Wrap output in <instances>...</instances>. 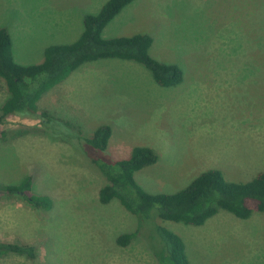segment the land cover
Masks as SVG:
<instances>
[{"label": "rangeland", "instance_id": "374dc122", "mask_svg": "<svg viewBox=\"0 0 264 264\" xmlns=\"http://www.w3.org/2000/svg\"><path fill=\"white\" fill-rule=\"evenodd\" d=\"M108 1L0 0V27L12 37L15 61L34 65L46 46L71 44L78 34L77 28L64 30L60 9L86 6L98 13ZM263 27L264 0L128 5L106 37L149 34L151 55L180 66L184 81L163 87L139 63L99 60L41 98L39 113L51 122L18 116L0 121V183L31 177L32 191L51 200L50 209H36L0 193V242L31 245L36 254H8L0 264H157L151 252H161L163 242L154 226L140 225L116 200L100 202L106 180L94 158L117 161L136 147L151 148L157 163L136 174L151 194L178 192L210 169L235 183L264 172L255 167L264 166V55L256 54L264 52V41H257ZM8 97L0 78V107ZM103 126L112 129L104 152L87 142ZM244 130L257 131L258 141H245ZM161 223L181 237L190 264H264V213L244 220L220 211L200 227ZM137 229L129 246L117 244L119 236Z\"/></svg>", "mask_w": 264, "mask_h": 264}, {"label": "trees", "instance_id": "16d2710c", "mask_svg": "<svg viewBox=\"0 0 264 264\" xmlns=\"http://www.w3.org/2000/svg\"><path fill=\"white\" fill-rule=\"evenodd\" d=\"M135 0H109L96 14L84 16V31L71 44H52L45 49L44 60L39 64L23 66L13 55L12 37L5 27H0V78L6 83L9 97L0 107V121L10 116L47 119L46 112L39 113L41 98L72 73L87 63L105 59L133 61L149 70L157 84L175 87L184 81V71L176 64L155 59L150 50L154 40L149 34H126L106 38L105 29ZM264 28V27H263ZM258 43L264 41V29L258 28ZM257 56L264 55L258 51ZM112 136L110 126L98 128L87 139L89 145L106 151ZM158 156L148 147L134 148L131 156L117 161L94 158L106 180L99 191V200L108 205L118 201L128 212L138 218L140 225H153L163 242L161 252L154 251L157 264H190L183 240L176 233L165 229L161 222L180 223L188 226H204L208 220L226 211L239 219H249L254 213H264V172L250 181H227L220 170L211 169L200 174L186 188L172 194H151L136 180L142 169L156 164ZM31 177L19 184L0 183V193L19 196L36 209L51 208V200L32 191ZM135 232L117 238L121 247L129 246L139 235ZM17 254L35 258V247L14 242H0V258Z\"/></svg>", "mask_w": 264, "mask_h": 264}, {"label": "crops", "instance_id": "0c3cea01", "mask_svg": "<svg viewBox=\"0 0 264 264\" xmlns=\"http://www.w3.org/2000/svg\"><path fill=\"white\" fill-rule=\"evenodd\" d=\"M93 5V3L92 4H90V5H88V6H92ZM63 11V12H62ZM58 13L60 14V15H63L64 17L62 18V19H64L66 22V28L64 29V30H74L75 28H77V30H78V34H76V36H75V40H74V42L75 41H77L78 39H79V37L82 35V33H83V31H84V23H83V21H84V16L85 15H87V14H95L96 12H88V10H87V8H86V6H82V7H79V8H74V9H71V8H69V7H66V8H63V9H60L59 11H58ZM70 14H71V16H70ZM121 14V13H120ZM120 14L112 21V22H114L115 20H117L118 18H119V16H120ZM70 20H71V22H70ZM76 22V24H77V26H75L74 25V23ZM111 22V23H112ZM110 23V24H111ZM110 26V25H109ZM109 26L105 29V31H104V36L106 37V31H107V29L109 28ZM116 34H114V36H115ZM114 36H111V37H114ZM117 36V35H116ZM111 37H109V38H111ZM107 38V37H106ZM73 43V42H72ZM50 46V45H49ZM48 46H46V48H47ZM45 48V49H46ZM44 59V58H43ZM43 59L42 60H40L39 62H37L36 64H39V63H41L42 61H43ZM24 66V65H23ZM28 66V65H27ZM220 72L221 73H232V74H238V72H235V71H232V72H230V71H228V72H224V71H222V70H220ZM220 72H217V74L218 73H220ZM248 73L249 74H258V72L257 71H254V70H249L248 71ZM259 77V76H258ZM252 133H256V134H252ZM241 136H242V138L243 137H247V136H249V137H247V138H249V139H246L245 141H250L251 143H252V145L256 142V141H258V133H257V131L256 132H254V131H252V130H244L243 132H242V134H240ZM250 135H252L253 137L251 138V136ZM244 141V142H245ZM262 159V157H260V159L259 160H261ZM218 163V162H217ZM257 164V162L254 164V165H256ZM237 165H239L238 163H234L232 166L233 167H235V166H237ZM255 167H264L263 165H258V166H255ZM211 170V169H210ZM222 171V170H221ZM262 170H260V171H258V172H261ZM223 172V171H222Z\"/></svg>", "mask_w": 264, "mask_h": 264}]
</instances>
